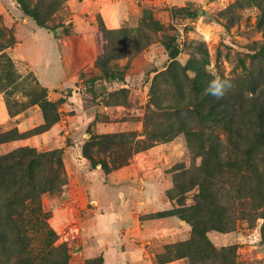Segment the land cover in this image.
<instances>
[{"label":"rangeland","instance_id":"rangeland-1","mask_svg":"<svg viewBox=\"0 0 264 264\" xmlns=\"http://www.w3.org/2000/svg\"><path fill=\"white\" fill-rule=\"evenodd\" d=\"M56 1L54 7L44 8L51 0H28L30 8L42 3L43 7L37 12L53 28L49 31L38 27L25 15L16 0H0V25L8 33L13 31L17 42L0 53V132L25 133L18 141L0 145V155L26 146L39 151L62 147L64 151L82 143L83 148L90 135L107 133L135 132L138 139H144L153 81L157 73L166 71L172 62L165 45L170 43L179 48L176 63L180 80L177 85L159 83V104L177 102V105H184L188 99L194 100L186 88L189 79L198 77V71L208 81L216 76L229 79L232 86L228 93L239 96L242 104L237 105L236 111H231L232 104H221L212 96L219 106L216 110L224 111L225 118L216 119L213 124L210 119H204V123L213 125V129H194L198 132L191 144L187 135L180 133L169 142H160L140 152L145 154L140 162L155 176L152 175L154 179L151 180L159 187L161 195H167L175 183L181 188L193 181L207 185L206 220L212 227L231 229L228 233L209 232L216 251L234 247L235 264H264V219L260 216L258 179L246 180L235 175L238 167L230 162L232 154L225 153L219 158L204 155L217 142L227 146L229 140L242 144L252 140L258 129L255 126H260L258 113L261 111V122L264 123V109L259 107L264 100V88L259 85L264 79L261 76L264 58L258 51L264 48V0H118L115 7L125 14L122 28L113 32L103 30L101 17L96 15L94 18L99 42L94 66L80 71L77 81L67 80L62 87L50 90L41 84L35 72L45 69L48 52L43 39L76 35L70 0ZM192 13L198 17L191 16ZM21 41L22 47L18 44ZM3 53L4 58H1ZM26 56L37 59L34 69L23 59ZM55 80L59 83L58 78ZM120 90L127 92L121 94ZM44 95L59 105L60 120L55 125L61 126L56 137H52L49 130L40 128L44 125V114L38 100ZM83 108L95 119L82 120ZM179 118L192 124L203 122L201 117L191 121L186 113L179 114ZM198 142L203 143L204 153L196 150ZM67 185L66 177V184L60 191L42 197L45 212L54 211L58 201L65 199ZM200 189L193 186L190 192L177 197L171 207L195 206L202 198ZM178 193L174 190L173 196ZM153 215L141 219H159ZM183 237L186 240H177L176 245L153 240L148 249L153 264L177 260H181L177 264H192L183 256L185 248L180 245L190 236ZM57 238L56 245L66 244L70 249L71 264V246L61 241L58 234ZM100 258L87 260L86 264H99ZM215 262L218 264V259ZM209 263L195 260L194 264Z\"/></svg>","mask_w":264,"mask_h":264},{"label":"trees","instance_id":"trees-1","mask_svg":"<svg viewBox=\"0 0 264 264\" xmlns=\"http://www.w3.org/2000/svg\"><path fill=\"white\" fill-rule=\"evenodd\" d=\"M16 1L24 14L32 18L38 27L49 31L53 29L37 12V9L43 7L41 2L30 8L28 0ZM56 4V0H51L44 8H52ZM191 16L198 17V14L192 13ZM102 24L103 30L117 31L108 29L103 21ZM0 40L2 41L0 53L17 44L13 31L8 33L1 25ZM165 45L172 62L166 71L160 73L154 71L157 75L151 88V111L145 119L143 134L145 138L138 139L135 132L90 135V138L84 143L82 153L92 168H97L100 165L104 173L108 175L114 170L129 165L135 154L146 151L160 142H169L180 133L186 134L188 142L191 144L194 141L192 138L198 131L203 128L213 129V125L208 126V123H204V119L205 121L210 119L213 124L214 120L225 118L224 111L216 110V107H219L218 103L214 102L211 99L212 96L207 93L209 81L199 71L196 79L187 81L186 90L195 97L194 100L188 99L184 105L172 102L163 106L157 102L159 99L157 88L160 82L165 85L170 82L177 85L180 80L176 63L180 54L179 48L170 43ZM258 51L264 58V48ZM1 58H4V53ZM7 61L11 62L8 59ZM261 76L264 78V71ZM262 80L259 85L264 88V79ZM126 92L127 90L119 91L121 94H126ZM68 96L71 97V94ZM218 101L221 104L228 103V106L232 104L231 111H236L237 105L242 104L239 96L229 94L228 91ZM38 103L44 114V125L40 128L43 131H48L60 120L59 105L48 100L46 95L38 100ZM259 107L261 110L264 109V100L260 102ZM182 113H186L191 121L201 117L203 122L198 121L196 124H192L182 121L179 118V114ZM226 113L228 112L226 111ZM262 113V111L258 113L260 126H255L258 128L255 131L256 135L252 140H247L245 144L229 140L225 146L223 143L217 142L213 148L208 149V154H205L203 143L198 142L196 150L208 157L215 158H219L220 155L224 156L225 153L232 154L233 160L230 162H234L238 167L235 175L244 177L246 180L253 177L258 179L260 186L258 197L260 209H262L260 216L264 219V123L261 122ZM215 115L218 116L215 117ZM194 129L198 131H194ZM24 136L25 133L19 134L17 131L0 132V145L18 141ZM63 155V149L39 151L28 146L19 147L5 155H0V264H70V249L66 244L56 245L57 234L50 227L48 223L50 214L45 212L42 205V197L45 194L58 192L66 184L67 176ZM193 186L201 188L200 192L202 193V198H199L200 202L195 206L186 207L180 204L176 208L172 207L157 212L153 216L157 218L177 217L191 227L190 239L181 242L180 245L185 248L183 256L188 258L192 264L195 263V260L199 263L213 261L212 264H217L216 259H218V264H235L236 251L234 247H228L218 253L209 239L208 234L212 230L228 233L231 229L214 225L212 227L211 222L206 220L204 202L207 185L205 186L203 182L199 181L196 184L193 181L187 187L181 188L175 183L174 188L167 192V197L171 202H174L177 197L190 192ZM174 190L179 191L177 196H173ZM262 241L264 244V227ZM99 261V264H104L102 257Z\"/></svg>","mask_w":264,"mask_h":264},{"label":"crops","instance_id":"crops-1","mask_svg":"<svg viewBox=\"0 0 264 264\" xmlns=\"http://www.w3.org/2000/svg\"><path fill=\"white\" fill-rule=\"evenodd\" d=\"M117 2L69 1L76 35L43 39L48 52L45 69L35 72L45 88L57 89L67 80L75 82L80 71L94 66L99 54L94 18L99 15L108 29L122 28L125 14L119 13L115 7ZM18 44L22 47L23 41ZM23 59L35 68V57ZM81 112L82 120L95 119L88 109L83 108ZM56 125L48 131L52 137L59 136L61 125ZM142 154H135L129 165L106 175L100 165L92 168L84 158L82 143L64 149L68 185L65 199L58 201L55 210L49 212V223L60 240L71 246V264H86L87 260L99 257L104 264H153L148 250L153 240L175 244L183 236L191 235V227L178 218L141 219L172 208L167 195H161L159 187L152 182L149 168L140 162L145 157ZM169 218L174 220L166 222Z\"/></svg>","mask_w":264,"mask_h":264},{"label":"clouds","instance_id":"clouds-1","mask_svg":"<svg viewBox=\"0 0 264 264\" xmlns=\"http://www.w3.org/2000/svg\"><path fill=\"white\" fill-rule=\"evenodd\" d=\"M231 86L232 84L229 79L216 76L209 81L207 93L219 99L227 93Z\"/></svg>","mask_w":264,"mask_h":264}]
</instances>
